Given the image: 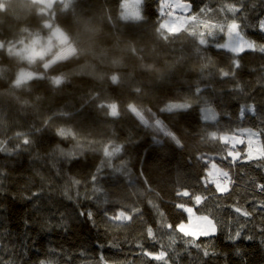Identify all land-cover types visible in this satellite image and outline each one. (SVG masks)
Masks as SVG:
<instances>
[{
    "label": "trees",
    "instance_id": "obj_1",
    "mask_svg": "<svg viewBox=\"0 0 264 264\" xmlns=\"http://www.w3.org/2000/svg\"><path fill=\"white\" fill-rule=\"evenodd\" d=\"M182 1L191 11L172 16L170 22L176 20L179 28L170 31L164 24L175 8L166 0H141L135 19L123 18L124 0H73L68 8L55 2L46 12L32 0H0L2 264H160L143 252L162 250L168 252V264H264V192L257 187L264 184V166L243 158L246 144L235 149L242 157L230 165L231 157L222 159L230 146L209 137L213 131L238 136L243 129H264V53H241L235 79L220 77L218 69L229 68L234 53L216 47L226 43L224 33H208L213 23L231 22L230 13L219 11L222 7L240 4ZM243 5L240 16L246 19L237 22L247 38L264 44L258 27L264 0H243ZM206 6L213 11L200 13ZM54 28L67 37L74 54L53 61L55 52H49L30 61L34 37L42 39L34 50L57 48L50 35ZM21 70L33 77L17 85ZM186 100L195 101L189 110L161 111L169 102ZM208 102L216 121L200 119V108ZM111 103L118 104L116 117L106 107ZM246 105H255L256 115L246 112L240 118L239 109ZM157 119L182 146L164 134ZM58 128L75 136L61 138ZM25 137L28 145L20 143ZM110 147L121 150L106 156ZM213 163L230 169L233 182L227 193L204 184ZM73 178L81 184L73 185ZM184 190L207 200L197 205L177 197ZM150 201L166 211L173 226L187 221V214L173 207L184 201L195 215L214 218L217 230L198 238L199 250L184 245L178 231L172 243L171 230L159 228L161 218ZM237 206L250 215L236 213ZM89 210L92 220L81 214ZM148 224L157 230L156 241L147 236ZM238 230L240 237L231 239Z\"/></svg>",
    "mask_w": 264,
    "mask_h": 264
},
{
    "label": "snow or ice",
    "instance_id": "obj_2",
    "mask_svg": "<svg viewBox=\"0 0 264 264\" xmlns=\"http://www.w3.org/2000/svg\"><path fill=\"white\" fill-rule=\"evenodd\" d=\"M237 2L240 4L239 7L236 6V4H226L224 7H222L219 11L221 13H230L232 20L230 23L228 24H216L213 23L212 28L213 31L209 32V35H215L216 31H220V32H224L227 37H228V43H224V44H217L216 47L218 49H224V50H228L232 53H234V56L231 60V66L229 68H219L218 69V75L222 78H232L235 79L236 76V71L241 67V63L240 60L236 57H238L241 53L245 52L246 50H251L253 52H259V53H264V44H257L256 41L251 40L249 38H247L245 36V34L242 31L241 28V24H239L237 22L238 19H246V16H240V13L243 12L244 10V5H243V0H237ZM255 5H253L254 7ZM187 8L189 9V11L191 10V5L187 4ZM206 7H202L200 9V13H204L206 11ZM208 12H212L213 10L210 8H207ZM253 27H255V25H253ZM259 30L260 31H264V18L259 20V24H258ZM233 37H235V39L238 41V45L233 47L231 46V41L233 39ZM201 45H204L207 43L206 39L204 38V34L202 33L200 36V40H199ZM253 71H255V69H253ZM261 72H264V66H262L261 68ZM113 82L116 81V77L113 76L112 77ZM259 82V81H258ZM61 83V79L57 78L54 80V84L59 85ZM235 90H240V84L236 83L235 85ZM202 93V90L197 87L195 89V95L196 96H200ZM195 101L193 100H186L184 102L181 103H176V102H169L168 104H166L161 111H166L169 113H172L174 111H186L189 110L193 107ZM101 107H104L105 105H100ZM106 107H108L110 109V115L113 117L118 116L119 114V108H118V104L117 103H111L106 105ZM128 109L131 113H133L135 116L138 117V119L140 120V122L142 124H144L145 126L148 125V121L144 118V116L131 104L128 105ZM247 113H251L252 115H256V107L255 105H246V106H241V108L239 109L238 115L240 118H243L245 116V114ZM200 119L202 121L208 122V121H216L217 119V113L215 111V109L212 107V104L210 102H208L206 104L205 107H201L200 108ZM156 125L162 130L164 131V134L168 137L171 138L172 141L175 142V144L177 146H182V142L180 140V138L173 132L170 130L166 129V126L164 125L163 121L157 119L155 121ZM56 134L57 136L64 138L67 136H75V133L72 132L71 130H66L64 128H58L56 129ZM240 136L242 137H252L254 139H256L259 142V146H260V151L255 154L252 155L250 153L249 149V145L247 144V150L243 153V158L247 159L248 161H254L257 163V166H264L261 165V161H264V143L261 142V137L264 136V129H261L260 131H252V129H243L240 132ZM209 137L213 140H220L226 147L230 144L231 145V149H229L227 151V156L222 157V159L227 160L228 157H231V160L228 161V163L230 165H234L235 162L239 159H241L242 154L240 151H236V145L237 144H244L246 143L244 139H240L237 140L236 144H232L230 142V140L228 139L227 135H220L218 136L217 132L213 131L209 133ZM29 138L25 137L20 143L23 145H28L29 144ZM121 149L120 147H117L115 149L116 152H119ZM68 156H74V153H67ZM106 156H110L112 155L111 152H105ZM211 169L213 171H209L207 173V175L204 178V184L205 186L212 184L215 186V190L216 192L219 193H227L229 186L232 184V176L230 175V169L229 170H225V168L218 166L217 164L213 163L211 164ZM101 169L98 167L96 169V172L98 173ZM59 169L57 168V174H59ZM4 170L0 169V180H2V177L4 175ZM90 181L91 183L95 184L96 180H97V176L96 174H92L90 176ZM81 180L77 179V178H73L72 179V184L73 185H79L81 184ZM258 189L262 192H264V184L261 185H257ZM2 190V189H0ZM208 188L205 187V191H207ZM98 191V189H97ZM37 193H32V195H37ZM64 195L71 200L72 197L68 196L67 191H65ZM177 197H183V198H188L190 200H194L195 204L199 205L201 204L203 201L207 200V197H204L202 195H197L194 192H190L188 190H184V191H178L176 193ZM152 206L153 209H155L159 215V217L161 218L160 221H158V225L159 228H166L167 230H171V236H173L174 238L172 239V243H175V239H176V232H180L183 233L182 231H180V225H176L173 226L172 223L168 222V216L166 215V211L161 210V207L159 204H155L152 203L151 201L149 202ZM173 207L175 208V210H177L178 212L181 213H187L188 215L193 214V208L192 207H187L186 206V202L181 201V202H175L173 204ZM262 207H264V205H262ZM235 212L247 217L250 215V213L246 210H243L241 207L237 206L235 208ZM82 215H87V217L92 220L93 219V212L92 211H82L81 212ZM203 219L205 220V223L207 224L206 228L200 229L199 231H196L194 233H191L187 236H185L183 234L182 237H179L184 245H188L191 244L193 248L196 249H201V244L197 242L198 238L201 236L204 237H208L211 236L212 234L215 233V231L217 230V224L214 222V218L210 219L208 216H203ZM156 228V225H155ZM147 236L149 239L156 241L157 239V230H154V226L152 224H148L147 226ZM241 235V232L238 230L235 233L234 237H230L231 239H237L239 238ZM187 238V239H185ZM264 242V241H262ZM141 248H143V245H141ZM143 255L146 257H151L152 259L156 260L157 262H160V264H168V260L170 259V257L168 256V252L167 250H162L158 253H154V252H149V251H144ZM209 252L207 251V249L205 248L204 250V256H208ZM0 264H2V262H0ZM41 264H44V262L42 261ZM175 264V262H174Z\"/></svg>",
    "mask_w": 264,
    "mask_h": 264
},
{
    "label": "rangeland",
    "instance_id": "obj_3",
    "mask_svg": "<svg viewBox=\"0 0 264 264\" xmlns=\"http://www.w3.org/2000/svg\"><path fill=\"white\" fill-rule=\"evenodd\" d=\"M32 1L43 5V8L45 10L44 12H46L53 6V4L55 2H63L64 6L66 8H68L73 0H32ZM166 1L170 2L174 6L175 10L169 14L168 20L165 21V24L164 23L163 24H164L165 29L170 30V31H176V30H178L179 25L177 24L176 20L170 22V18L172 16L178 15V14H183V15L188 14L191 11V10L189 11V9L187 8V4H189V3L184 2L182 0H166ZM140 2H141V0H124V3L122 5V16H123V18L135 19L136 17H138ZM222 33H224V32H222ZM50 35L53 36L52 38L56 37L57 48H55V46L47 45L46 47H38L34 50V46H39L40 42H42L41 38L34 37V38H32L33 39L32 40V42H33L32 46L33 47L31 49V51L28 52V54H27V55H29V57H31V58H29L30 61L36 59L37 57L40 58L41 55H45L49 52L52 54H53V52H55L54 57H53V61L64 59V58L69 57V56L74 54V48H73V46L68 45L67 37L64 34L60 33L59 31H57V29L54 28V33L51 32ZM224 36H225L226 43H228V37L225 33H224ZM48 42H49V40L47 41V43ZM237 45H238V41L235 39V37H233V39L231 41V46L235 47ZM37 49H38V51H36ZM42 49H43V51H42ZM34 51H36V54ZM32 77H33V75H31L26 70H21L18 77H17L16 84L20 85L22 83H25ZM227 137L232 144H236L237 140L244 139L246 142L244 144L249 145L248 150L250 151V153L252 155L257 154L260 151L259 142L252 137H246V136L242 137L240 135H238V136H227ZM244 144H237L236 148L242 147ZM229 146L231 148L230 144H229ZM115 149L116 148L110 147V148H107L106 151L111 152L113 155L116 152ZM209 171H213V170L210 169ZM206 227H207V224L205 223V220L203 219V217L197 216L193 212V214H191V215L187 214V221L185 223H183L182 225H180V231H182L184 235H189L191 233H194V232L199 231L200 229H203Z\"/></svg>",
    "mask_w": 264,
    "mask_h": 264
}]
</instances>
